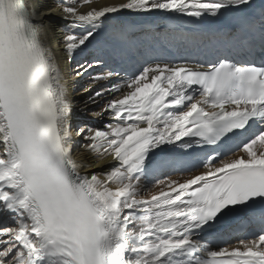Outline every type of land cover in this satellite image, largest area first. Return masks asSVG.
<instances>
[{
    "label": "snow or ice",
    "instance_id": "6c2138e0",
    "mask_svg": "<svg viewBox=\"0 0 264 264\" xmlns=\"http://www.w3.org/2000/svg\"><path fill=\"white\" fill-rule=\"evenodd\" d=\"M230 11L243 13L236 34L216 38L259 47V61L149 57L117 69L89 51L124 13ZM54 20L65 58L80 57L85 106L114 122L74 124ZM205 146L214 154L187 159ZM233 214L251 238L215 244ZM0 264H264V0H0Z\"/></svg>",
    "mask_w": 264,
    "mask_h": 264
},
{
    "label": "bare ground",
    "instance_id": "6f19581e",
    "mask_svg": "<svg viewBox=\"0 0 264 264\" xmlns=\"http://www.w3.org/2000/svg\"><path fill=\"white\" fill-rule=\"evenodd\" d=\"M117 2L118 0H95L98 6H107ZM50 23L56 31L53 46L69 81L75 106L74 124H78V118L83 123L86 122L90 126L100 128L114 122L107 115L104 117L95 115L100 112L99 105L88 104L85 106L84 101L81 99V84L83 81H76L73 76L75 59H80V57L75 59L65 58L63 50L59 47L62 33L66 30L64 23L59 20L50 21ZM209 25V18L197 19L171 14L136 16L124 13L116 19L105 22L98 41L94 42L93 48L89 51L93 55L102 56L110 67L117 69L120 67L138 68L149 57L172 63L181 62V58H190L192 62L207 64L208 62H214L221 55H233L239 51H248L249 48L234 47L227 39L219 40L216 38L217 34L223 35L225 38L229 34H236L234 29L225 26L224 16L214 19L211 27ZM125 26H131V34L122 36L121 28ZM160 30L163 32L160 33ZM151 37L155 39L151 40ZM138 47L139 50H137ZM161 50H163L164 55L160 53ZM102 103L103 101H101ZM227 157H232V153L227 154ZM110 159L105 161L106 165ZM191 162L198 163L197 161ZM201 170L193 169L192 172H177L173 175L174 177L186 179L193 174H198ZM157 190L156 188L146 189L144 195L146 197L150 196L152 191ZM245 226H238L235 231L242 230ZM237 241L232 242V244ZM222 243H224V239H222Z\"/></svg>",
    "mask_w": 264,
    "mask_h": 264
},
{
    "label": "rangeland",
    "instance_id": "374dc122",
    "mask_svg": "<svg viewBox=\"0 0 264 264\" xmlns=\"http://www.w3.org/2000/svg\"><path fill=\"white\" fill-rule=\"evenodd\" d=\"M78 124H82L83 122L80 120V118H78L77 120Z\"/></svg>",
    "mask_w": 264,
    "mask_h": 264
}]
</instances>
